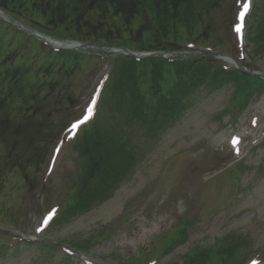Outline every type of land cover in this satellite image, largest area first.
<instances>
[{"label": "rangeland", "instance_id": "obj_1", "mask_svg": "<svg viewBox=\"0 0 264 264\" xmlns=\"http://www.w3.org/2000/svg\"><path fill=\"white\" fill-rule=\"evenodd\" d=\"M208 1L200 8L207 12L204 15L206 23L197 25L196 33L199 34L207 22H212L216 31L208 35L207 40L201 39L199 46H213L218 38L223 39L221 45L216 46L225 54L229 52L242 59L243 51L233 24L236 22V11L244 0ZM261 13L264 16V10ZM259 21L264 24V17ZM0 28L3 29L2 26ZM263 29L256 33L258 52H254V62L250 64L264 74V38L259 37L264 36ZM187 36L184 29H179L177 40L184 43ZM31 53H27V60L31 58ZM112 56L105 54L102 61L83 58L75 74L63 83L60 88L62 93L65 86L69 85L71 89L61 98L57 113L60 119L66 116V112L69 117L65 119L64 128L56 133L55 142L48 147L43 143L45 148L41 147L42 151L37 148L41 152L38 160L32 159L33 154L27 149L29 142L20 141L17 144L18 141L0 139V156H7L0 161V170H4L5 176L13 172L5 189L7 200H2L0 207L18 206L7 212L8 225H16L20 219L23 220L21 216L30 204L33 213L26 216L23 225L28 236L36 234V228L47 210L42 209L38 214L42 207L43 188L37 186L31 192L29 186L32 183L26 184V174L21 170L31 177L37 174L33 180H37L38 185L43 184L56 143L69 135L67 124L82 116L91 105L98 85L110 70L107 63ZM41 65L42 60L36 58L35 70ZM120 77L116 75L112 78L102 94L97 116L86 129L85 136L89 140L82 135L69 146L71 148L64 143L63 151L55 159V170L48 175V185L49 182L55 184L48 188L44 203L51 206L67 198L71 192L74 197L80 195L85 188L81 182L91 170L101 171L102 175L91 179L89 174L87 189H90L80 197L84 199L41 237H46L47 241L55 239L79 246L84 240L88 243L92 236L103 234L99 242L89 247L80 246L82 251L72 249L73 264H119L118 256L139 254L154 241L158 242L162 235H169L177 221L183 218L191 221L185 239L177 242L165 256H160L156 264H183L190 247L212 245L221 238L233 235L246 238L242 240L246 244L233 246L230 253L246 252L248 256L261 259L259 264H264V257L259 254L264 251V169L256 170L264 168V93L255 98L245 111L234 116L235 110L225 115L222 111L231 97V91L221 89L212 94L196 92L185 100L184 112L181 109L175 119L167 118L166 104L160 109L165 118L157 119L153 109L143 113L138 111L137 106L145 104L141 90L133 85L131 90L123 89L124 77ZM44 93L47 94V90ZM50 107L47 102L45 108ZM45 123L50 124L51 119ZM55 123H59L58 120ZM47 134H51L50 131ZM5 142L17 144L11 154L9 148L7 152ZM89 151L97 156L100 167L89 156ZM240 159L246 171L238 174L240 179L229 177L228 180L230 169H235ZM221 170L227 173L214 178L213 174ZM235 184L238 185V192L229 195ZM14 185H17L16 190L8 189ZM83 203L85 206L81 207ZM5 229L12 236L3 238V242L17 246L16 230ZM66 256L62 248L52 254L28 250L21 257H15L9 251L0 259V264H34L35 261L36 264H60L62 257ZM210 259L221 261L216 254Z\"/></svg>", "mask_w": 264, "mask_h": 264}, {"label": "trees", "instance_id": "obj_2", "mask_svg": "<svg viewBox=\"0 0 264 264\" xmlns=\"http://www.w3.org/2000/svg\"><path fill=\"white\" fill-rule=\"evenodd\" d=\"M2 3L9 6L11 0H1ZM22 1V0H15ZM35 5L30 10H25V16L30 20L36 18L41 20V29L45 30L49 28L56 37L59 38H72L78 40H89L93 38L101 39L105 41L106 45L123 46L128 47L127 36L128 34H136L135 37L141 38L146 30L139 24L136 30H134L135 19L141 18V10H145L146 7L141 9L143 5L147 6L149 1L150 8L154 12L158 13L156 17L161 23V29H163L161 36L168 38L173 36L177 40L178 31L180 27H185L189 30L191 35L194 18H198V8L200 9L201 3L204 0H196L193 4V0H33ZM177 3L178 6L174 3ZM14 0H12V4ZM11 4V5H12ZM24 9V6H22ZM17 11L18 8H17ZM22 13V12H21ZM200 13V11H199ZM202 14L200 13V17ZM165 18L168 19L165 22ZM122 24H120V22ZM144 24V23H143ZM159 24V23H158ZM150 30V29H149ZM262 38V36H261ZM136 43V40H132ZM140 42L137 45H140ZM174 44H171L172 47ZM142 47V46H141ZM77 57H80V53L77 52H54L50 51L48 54L49 62L40 68L38 75L32 82L36 89V101L39 98H44L46 95L56 96V92L62 87L63 83L70 78L74 72L73 62ZM120 67L116 71L117 75L123 76L128 79V82L133 81L135 70L147 76V71L151 76H156L160 71H164V68L171 67L167 61L159 58H153L148 60L138 61L133 58H119ZM175 67L183 68L184 74L195 73L197 76L201 73L209 75V81L214 84L219 79V74L223 71L221 66L216 69H209L210 66H206L205 69H201L194 62L187 64H177ZM149 76L151 83L149 88L151 91H159V82L153 84L154 79ZM122 77H120L121 79ZM124 79V82L126 80ZM260 83V80L255 79L252 81L253 85ZM262 83V81H261ZM70 88V86H65ZM48 91L45 94V91ZM42 91V92H41ZM41 93V94H40ZM7 114V111L4 112ZM102 161V160H101ZM105 162V161H104ZM104 165V163L102 162ZM177 237V236H176ZM197 253V252H196ZM195 252L189 253V261L187 264H194L196 256Z\"/></svg>", "mask_w": 264, "mask_h": 264}, {"label": "snow or ice", "instance_id": "obj_3", "mask_svg": "<svg viewBox=\"0 0 264 264\" xmlns=\"http://www.w3.org/2000/svg\"><path fill=\"white\" fill-rule=\"evenodd\" d=\"M247 8H248V4L245 3L244 4V10L240 13V16H239V19L242 21L243 20V16H244V12L247 11ZM236 31L239 32L240 31V26L238 25L237 28H236ZM73 127H75V125H73ZM51 217V214H49V217L45 219V224L47 223V219H50ZM40 229H38L39 231Z\"/></svg>", "mask_w": 264, "mask_h": 264}, {"label": "bare ground", "instance_id": "obj_4", "mask_svg": "<svg viewBox=\"0 0 264 264\" xmlns=\"http://www.w3.org/2000/svg\"><path fill=\"white\" fill-rule=\"evenodd\" d=\"M245 13H246V12H244V16H245ZM244 16H243V17H244ZM240 29H241V26H240Z\"/></svg>", "mask_w": 264, "mask_h": 264}, {"label": "water", "instance_id": "obj_5", "mask_svg": "<svg viewBox=\"0 0 264 264\" xmlns=\"http://www.w3.org/2000/svg\"><path fill=\"white\" fill-rule=\"evenodd\" d=\"M133 55V54H132Z\"/></svg>", "mask_w": 264, "mask_h": 264}]
</instances>
